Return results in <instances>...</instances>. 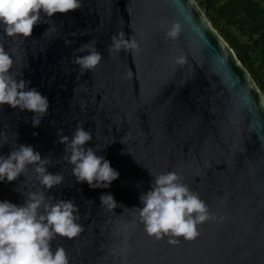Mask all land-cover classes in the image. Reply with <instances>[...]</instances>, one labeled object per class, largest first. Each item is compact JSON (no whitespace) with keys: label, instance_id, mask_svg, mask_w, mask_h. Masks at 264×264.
<instances>
[{"label":"water","instance_id":"obj_1","mask_svg":"<svg viewBox=\"0 0 264 264\" xmlns=\"http://www.w3.org/2000/svg\"><path fill=\"white\" fill-rule=\"evenodd\" d=\"M175 22L182 31L168 39ZM120 30L133 33L142 51L110 52ZM93 39L103 58L83 70L75 49ZM0 43L13 55V71L50 101L39 127L31 113L0 107V154L17 146V131L18 143L50 155L49 170L63 173L48 191L74 198L84 229L52 242L70 264H264V96L194 0H83L81 9L55 14L27 38L7 37L0 26ZM178 56L185 63H176ZM78 125L91 130L89 146L120 173L107 189L77 183L63 159L57 129L70 136ZM167 171L179 172L225 219L201 224L194 241L149 237L134 207L143 206L150 172ZM18 187L25 194L39 187L31 167L0 182V200L22 204ZM106 192L127 208L102 204Z\"/></svg>","mask_w":264,"mask_h":264},{"label":"clouds","instance_id":"obj_2","mask_svg":"<svg viewBox=\"0 0 264 264\" xmlns=\"http://www.w3.org/2000/svg\"><path fill=\"white\" fill-rule=\"evenodd\" d=\"M83 0H0V26L7 37L27 38L32 36L36 25L46 23L55 14H67L81 9ZM48 29H46L47 31ZM182 25L175 22L166 32V38L176 39ZM76 35L75 32L72 33ZM66 44L73 43L65 40ZM95 39L75 49L83 53L75 56L74 63L83 70H93L101 62L103 53L96 47ZM109 51H121L134 55L142 51L139 41L132 33L120 30L111 37ZM184 56L176 57V63H185ZM15 60L3 43H0V107L32 114L33 127H39L48 114L50 101L22 72L13 71ZM131 70L127 73L131 76ZM38 133H33L37 135ZM7 154H0V182L17 180L31 167L39 187L25 194L22 204L0 200V264H70L65 248H53L57 237L72 239L84 229L80 221L79 205L74 198H57L50 191L64 180L62 172H52L50 155L42 156L31 144L18 143ZM58 142L65 146L63 157L71 166L77 183H87L90 188L107 189L119 178V171L96 147L89 146L93 139L91 130L78 125L69 136L57 129ZM2 146V145H0ZM149 190L142 192L138 209L145 233L156 240L168 237V243L177 245L194 241L200 236L199 226L209 219L223 221L216 216L200 195L184 183L177 171L154 175ZM102 204L115 209L117 203L110 192L100 196Z\"/></svg>","mask_w":264,"mask_h":264},{"label":"trees","instance_id":"obj_3","mask_svg":"<svg viewBox=\"0 0 264 264\" xmlns=\"http://www.w3.org/2000/svg\"><path fill=\"white\" fill-rule=\"evenodd\" d=\"M264 96V0H194ZM257 58H252V53Z\"/></svg>","mask_w":264,"mask_h":264},{"label":"rangeland","instance_id":"obj_4","mask_svg":"<svg viewBox=\"0 0 264 264\" xmlns=\"http://www.w3.org/2000/svg\"><path fill=\"white\" fill-rule=\"evenodd\" d=\"M252 58L253 59H256L257 58V53L256 52H253L252 53ZM261 78H262V80H264V72L261 73Z\"/></svg>","mask_w":264,"mask_h":264}]
</instances>
